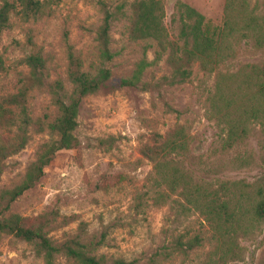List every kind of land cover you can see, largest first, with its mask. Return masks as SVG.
<instances>
[{
	"label": "rangeland",
	"instance_id": "rangeland-1",
	"mask_svg": "<svg viewBox=\"0 0 264 264\" xmlns=\"http://www.w3.org/2000/svg\"><path fill=\"white\" fill-rule=\"evenodd\" d=\"M51 1V17L33 23L14 14L11 26L0 36V97L27 87L30 116L46 123L56 118L57 111L48 94L30 88L29 70L22 61L28 53V35L42 51L49 79L63 80L69 90L66 43L80 55L83 69L94 73L99 64L94 40L101 23V8H113L122 0ZM161 3L168 41L181 48L180 4L202 14L208 24L221 26L226 0ZM250 3L259 14L264 13V0ZM127 25L128 21L123 20L111 26L110 49L114 57L107 64L111 77L98 93L85 97L80 104L74 132L78 146L58 152L44 168L41 181L12 203L9 212L32 220L44 215L49 221L45 231L54 241L78 233L80 223H84L82 240L93 244L96 254L123 258L133 264H264V222L246 216L242 228L232 225L221 238H213L212 229L197 211L177 215L171 204L153 203V163L140 150L150 143L154 133L164 135L178 125H186L192 137L191 156L182 160L180 166L194 181L221 190L232 202H244L245 212L256 190L264 188L263 138L256 128L243 142L227 150L221 148L214 121L206 118V95L200 91L205 78L197 65L191 80L180 85H164L151 91L119 87L120 79L132 74L147 45L144 41H130ZM155 49L147 48L148 61L154 59ZM168 55L167 50L160 60L147 67L142 81L155 83L170 75ZM263 62L264 47L258 50L242 42L235 59L221 69L234 72L245 64ZM205 82L209 89L213 78ZM166 104L179 115L167 112ZM48 139L46 131L32 134L26 147L7 159L0 189L21 179L37 146ZM99 140L106 143L101 145ZM172 198L183 201L175 195ZM179 235H198L202 246L190 251L187 257L170 253L171 244ZM56 263L73 264L65 257H59ZM0 264H43V260L30 244L1 235Z\"/></svg>",
	"mask_w": 264,
	"mask_h": 264
},
{
	"label": "trees",
	"instance_id": "trees-1",
	"mask_svg": "<svg viewBox=\"0 0 264 264\" xmlns=\"http://www.w3.org/2000/svg\"><path fill=\"white\" fill-rule=\"evenodd\" d=\"M250 2L226 0L221 26L208 24L202 14L180 4L181 48H176L168 41L163 26L161 0H122L113 8L103 6L101 23L95 31L99 64L94 73L83 69L80 55L66 43V81L70 85L69 90L65 89L63 80L49 79L42 51L28 35V53L22 61L29 70L30 88L49 95L57 116L48 123L33 119L27 109V87L0 97V130L4 132L0 135V179L7 167V159L23 150L32 139V134L46 131L49 136L47 141L37 146L34 159L26 166L21 179L0 189V236H11L30 244L35 254L42 258L43 264H57L59 257H65L73 264H133L123 258H107L96 254L93 244L82 240L84 223H80L78 233L54 241L45 231L49 221L44 215L32 220L9 212L12 203L41 181L44 168L58 152L78 146L74 132L78 125L80 104L85 97L98 93L111 77L107 64L114 57L109 34L114 22L128 21V39L132 42H147L142 58L129 77L120 79L119 87L151 91L164 85H180L191 80L193 68L197 65L205 78L200 91L206 95V118L214 121L221 148L227 150L234 147L257 128L263 138L261 149L264 150V62L245 64L234 72L221 69L235 59L237 48L242 42L258 50L264 47V13L259 14ZM14 14L21 15L25 22L41 21L53 15L52 1L0 0V36L11 26ZM153 46L156 47L155 57L148 61L146 50ZM167 50L170 75L162 76L155 83L142 81L146 68L160 60ZM210 78H213V85L208 89L205 81ZM165 106L167 112L179 115L169 105ZM191 140L188 127L182 124L164 135L154 133L150 143L141 147L142 156L153 163V203L171 204L177 215H184L190 210L197 211L212 229L213 238H221L223 232L232 225L242 228L246 216L264 222V188L256 190L255 198L245 212L244 202H232L221 190H213L204 182L194 181L190 173L180 166L182 160L191 156ZM105 143V140H99V144ZM172 195L183 201L172 198ZM202 241L198 235L186 238L179 235L174 238L170 253L187 257L190 251L202 246Z\"/></svg>",
	"mask_w": 264,
	"mask_h": 264
}]
</instances>
